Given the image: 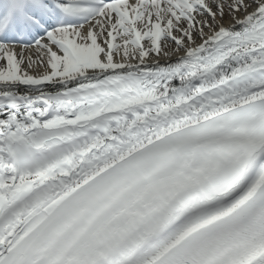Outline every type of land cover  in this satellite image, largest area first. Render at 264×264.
I'll return each mask as SVG.
<instances>
[{
  "label": "snow or ice",
  "instance_id": "6c2138e0",
  "mask_svg": "<svg viewBox=\"0 0 264 264\" xmlns=\"http://www.w3.org/2000/svg\"><path fill=\"white\" fill-rule=\"evenodd\" d=\"M0 264H264V0H0Z\"/></svg>",
  "mask_w": 264,
  "mask_h": 264
}]
</instances>
